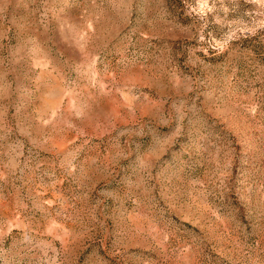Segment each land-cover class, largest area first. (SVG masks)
Here are the masks:
<instances>
[{
	"label": "rangeland",
	"instance_id": "obj_1",
	"mask_svg": "<svg viewBox=\"0 0 264 264\" xmlns=\"http://www.w3.org/2000/svg\"><path fill=\"white\" fill-rule=\"evenodd\" d=\"M0 264H264V0H0Z\"/></svg>",
	"mask_w": 264,
	"mask_h": 264
}]
</instances>
